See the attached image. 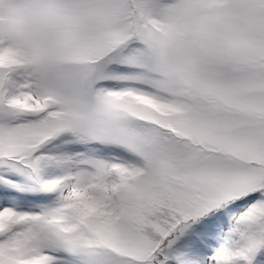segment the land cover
<instances>
[{"label":"snow or ice","instance_id":"6c2138e0","mask_svg":"<svg viewBox=\"0 0 264 264\" xmlns=\"http://www.w3.org/2000/svg\"><path fill=\"white\" fill-rule=\"evenodd\" d=\"M0 264H264V0H0Z\"/></svg>","mask_w":264,"mask_h":264}]
</instances>
